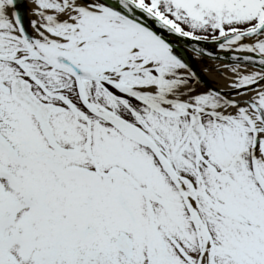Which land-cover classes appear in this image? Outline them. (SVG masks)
<instances>
[{"label":"snow or ice","instance_id":"6c2138e0","mask_svg":"<svg viewBox=\"0 0 264 264\" xmlns=\"http://www.w3.org/2000/svg\"><path fill=\"white\" fill-rule=\"evenodd\" d=\"M28 4L0 0V264H264V0Z\"/></svg>","mask_w":264,"mask_h":264},{"label":"water","instance_id":"95a60500","mask_svg":"<svg viewBox=\"0 0 264 264\" xmlns=\"http://www.w3.org/2000/svg\"><path fill=\"white\" fill-rule=\"evenodd\" d=\"M19 3L25 5V8H24V15H25V18H26V2H25V0H19ZM209 46L211 47V45H209ZM207 64H208L209 69H211V68H213L214 66H216V62H214V61H207ZM197 69L201 72V75H202L205 79H207V80H209V81H215L217 84L222 85V83H220V82L217 81L216 79H214V78H212V77L206 75V73H204V71H206V70H205L203 67H201L200 65H197ZM212 72H214V71H212ZM214 73H216V72H214ZM216 74H217V73H216Z\"/></svg>","mask_w":264,"mask_h":264},{"label":"bare ground","instance_id":"6f19581e","mask_svg":"<svg viewBox=\"0 0 264 264\" xmlns=\"http://www.w3.org/2000/svg\"><path fill=\"white\" fill-rule=\"evenodd\" d=\"M26 2V18H27V8L30 7V5L28 4V0H25ZM204 73H206V75L216 79L217 81H219L220 83H224L223 79H221V77L219 75H217L214 72H209V71H204Z\"/></svg>","mask_w":264,"mask_h":264}]
</instances>
